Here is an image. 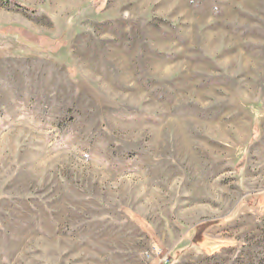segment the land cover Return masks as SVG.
<instances>
[{
    "label": "rangeland",
    "instance_id": "374dc122",
    "mask_svg": "<svg viewBox=\"0 0 264 264\" xmlns=\"http://www.w3.org/2000/svg\"><path fill=\"white\" fill-rule=\"evenodd\" d=\"M0 0V264H264V0Z\"/></svg>",
    "mask_w": 264,
    "mask_h": 264
},
{
    "label": "trees",
    "instance_id": "16d2710c",
    "mask_svg": "<svg viewBox=\"0 0 264 264\" xmlns=\"http://www.w3.org/2000/svg\"><path fill=\"white\" fill-rule=\"evenodd\" d=\"M8 3L14 4L15 6L23 7L22 5H19L17 2H14L12 0H6Z\"/></svg>",
    "mask_w": 264,
    "mask_h": 264
}]
</instances>
